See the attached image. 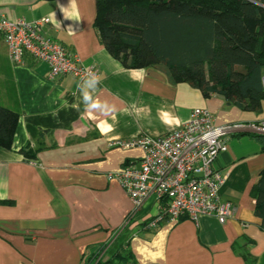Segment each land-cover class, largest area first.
I'll return each mask as SVG.
<instances>
[{
    "label": "crops",
    "instance_id": "crops-1",
    "mask_svg": "<svg viewBox=\"0 0 264 264\" xmlns=\"http://www.w3.org/2000/svg\"><path fill=\"white\" fill-rule=\"evenodd\" d=\"M96 0H0V17L51 23L44 35L76 52L99 77L93 87L72 75L50 78L49 67L27 56L14 64L0 34V106L19 114L10 150L0 147V264H86L109 250L128 225V264H264V232L255 214L254 186L264 171V135L228 140L215 167L227 176L221 198L233 204L225 224L145 223L160 213L154 196L135 204L109 175L139 166L144 150L122 148L142 135L162 137L206 108L217 125L259 122L219 96L206 98L172 81L164 65L128 69L101 42ZM85 91L88 96L85 97ZM26 153L33 155L28 156Z\"/></svg>",
    "mask_w": 264,
    "mask_h": 264
},
{
    "label": "trees",
    "instance_id": "trees-1",
    "mask_svg": "<svg viewBox=\"0 0 264 264\" xmlns=\"http://www.w3.org/2000/svg\"><path fill=\"white\" fill-rule=\"evenodd\" d=\"M96 6L101 42L126 68L164 65L173 82L188 83L206 98L219 96L247 113L263 111L264 0H96ZM19 118L0 106L1 148H12ZM252 195L264 232V171ZM131 237L127 225L109 259L98 264L130 262Z\"/></svg>",
    "mask_w": 264,
    "mask_h": 264
},
{
    "label": "built area",
    "instance_id": "built-area-1",
    "mask_svg": "<svg viewBox=\"0 0 264 264\" xmlns=\"http://www.w3.org/2000/svg\"><path fill=\"white\" fill-rule=\"evenodd\" d=\"M50 23L48 17L34 21L0 17V34L11 61L21 65L29 56L46 64L52 79L65 75L97 79L96 67L84 65L76 52L44 35ZM245 131L264 135V120L217 125L208 109L195 108L186 124L165 136L142 135L117 142L122 148L143 149L144 156L139 166H127L109 178L118 181L137 209L152 196L161 203L160 213L145 223L146 231L166 221L188 218L197 222L201 216H214L225 224L232 216L233 204L221 198L227 176L215 163L229 150V138Z\"/></svg>",
    "mask_w": 264,
    "mask_h": 264
},
{
    "label": "rangeland",
    "instance_id": "rangeland-1",
    "mask_svg": "<svg viewBox=\"0 0 264 264\" xmlns=\"http://www.w3.org/2000/svg\"><path fill=\"white\" fill-rule=\"evenodd\" d=\"M113 246H111L112 249ZM110 250V249H109ZM109 250L103 251L101 253H98L96 256H92L91 258H88V260L86 261V264H98L100 262H106L109 259ZM127 251V250H125ZM126 254V253H125ZM124 254V255H125ZM128 255V254H127ZM128 257V256H127ZM129 263V262H128ZM125 261H123L120 264H128Z\"/></svg>",
    "mask_w": 264,
    "mask_h": 264
},
{
    "label": "clouds",
    "instance_id": "clouds-1",
    "mask_svg": "<svg viewBox=\"0 0 264 264\" xmlns=\"http://www.w3.org/2000/svg\"><path fill=\"white\" fill-rule=\"evenodd\" d=\"M95 83H96V78L94 76L92 77L91 80H86L85 81V85L87 87H89V88L93 87ZM84 95H85V97H87L88 96V92L85 91Z\"/></svg>",
    "mask_w": 264,
    "mask_h": 264
},
{
    "label": "water",
    "instance_id": "water-1",
    "mask_svg": "<svg viewBox=\"0 0 264 264\" xmlns=\"http://www.w3.org/2000/svg\"><path fill=\"white\" fill-rule=\"evenodd\" d=\"M45 1H49V0H45Z\"/></svg>",
    "mask_w": 264,
    "mask_h": 264
}]
</instances>
